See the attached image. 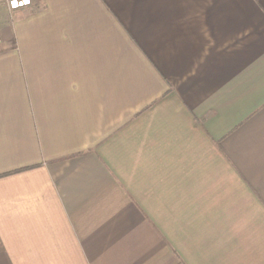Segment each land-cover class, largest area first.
I'll return each mask as SVG.
<instances>
[{"label":"crops","instance_id":"0c3cea01","mask_svg":"<svg viewBox=\"0 0 264 264\" xmlns=\"http://www.w3.org/2000/svg\"><path fill=\"white\" fill-rule=\"evenodd\" d=\"M0 264H264V0H0Z\"/></svg>","mask_w":264,"mask_h":264},{"label":"built area","instance_id":"2783aa9c","mask_svg":"<svg viewBox=\"0 0 264 264\" xmlns=\"http://www.w3.org/2000/svg\"><path fill=\"white\" fill-rule=\"evenodd\" d=\"M8 10L14 12L19 9H26L32 6L33 0H5ZM1 44V39H0Z\"/></svg>","mask_w":264,"mask_h":264}]
</instances>
